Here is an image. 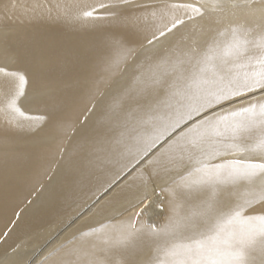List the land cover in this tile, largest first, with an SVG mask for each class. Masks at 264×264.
<instances>
[{"label": "snow or ice", "instance_id": "6c2138e0", "mask_svg": "<svg viewBox=\"0 0 264 264\" xmlns=\"http://www.w3.org/2000/svg\"><path fill=\"white\" fill-rule=\"evenodd\" d=\"M227 4L244 19L221 29L224 40L184 47L183 35L163 55L157 50L164 40L205 15L204 0H164L160 7L96 0L75 17L109 22L105 51L97 53L96 71L81 92L91 113L102 89L117 90L104 123L87 141L98 161L119 158L103 195L119 202L132 188L159 179L172 204L163 229L138 219L147 205L115 229L112 244L123 250L121 264H137L148 240L155 245L149 264H264V0ZM222 6L223 0L215 3ZM150 7L139 14L119 11ZM0 48L10 53L6 32L0 33ZM129 65L133 75L121 86L116 77ZM17 82L26 83L22 72L0 66V89L8 88L0 111L13 128L21 126L14 119L23 95ZM58 93L55 80L39 91L53 102ZM52 120L57 127L71 124L63 110ZM80 124H87V116ZM148 199L140 196L134 207ZM61 250L51 249L40 264H73L77 250L60 256ZM14 252H3V264H31L19 255L10 259Z\"/></svg>", "mask_w": 264, "mask_h": 264}, {"label": "bare ground", "instance_id": "6f19581e", "mask_svg": "<svg viewBox=\"0 0 264 264\" xmlns=\"http://www.w3.org/2000/svg\"><path fill=\"white\" fill-rule=\"evenodd\" d=\"M163 2L135 0L136 4L155 7ZM217 2L220 0H204L205 15L187 24L175 37L164 40L158 54L167 52L183 35L188 36L184 47L195 42L203 48L209 40H224L219 34L221 29L244 17L233 15L227 0H223L221 8L215 7ZM95 3L96 0H0V33L8 34L10 44L8 55L0 48V66L22 72L26 78L23 86L18 82L15 86L23 92L19 112L14 114L21 126L10 127L5 113L0 111V264L5 250H15L10 259L19 255L31 264H40L41 258L57 246H62L60 256L70 249L77 250V255L70 258L73 264H121L123 250L112 241L122 222L147 205L138 218L145 226L163 229L169 224L172 204L168 193L161 191L164 182L159 179L147 188H132L127 199L119 202H112L110 194L103 195L113 171L120 166L119 158L98 161L87 141L104 123L117 90L102 89L103 96L97 95L91 113L85 109L92 104L81 92L86 91L89 73L96 71L97 53L105 51L104 30L109 22L75 18ZM119 11L139 14L151 11V7ZM133 71L129 65L117 75V83L126 86ZM48 80H55L59 89L55 102L39 95ZM7 91V87L0 89V108L4 107ZM61 110L70 118L67 127L53 123V115ZM85 116L87 124L81 126ZM126 183L122 181L121 187ZM142 195L149 199L139 208L134 207ZM53 232L55 238L38 255L33 251L24 254L31 241ZM154 250L155 245L148 240L136 257L137 264H149Z\"/></svg>", "mask_w": 264, "mask_h": 264}, {"label": "rangeland", "instance_id": "374dc122", "mask_svg": "<svg viewBox=\"0 0 264 264\" xmlns=\"http://www.w3.org/2000/svg\"><path fill=\"white\" fill-rule=\"evenodd\" d=\"M56 232L46 234L42 238H38L36 240L31 241L28 248V251H26L24 254L30 253V251L34 253V255H38L46 246L51 242L53 238H55ZM24 258V257H23ZM28 260V259H27Z\"/></svg>", "mask_w": 264, "mask_h": 264}]
</instances>
